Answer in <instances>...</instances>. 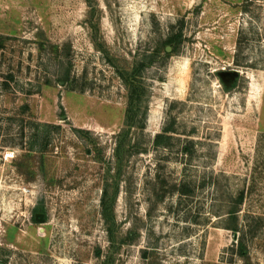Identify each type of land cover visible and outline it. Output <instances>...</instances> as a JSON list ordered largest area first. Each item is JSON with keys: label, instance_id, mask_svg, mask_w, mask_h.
Listing matches in <instances>:
<instances>
[{"label": "rangeland", "instance_id": "1", "mask_svg": "<svg viewBox=\"0 0 264 264\" xmlns=\"http://www.w3.org/2000/svg\"><path fill=\"white\" fill-rule=\"evenodd\" d=\"M0 35V264H244L241 191L264 264V0H0ZM145 52L147 127L119 159L118 69Z\"/></svg>", "mask_w": 264, "mask_h": 264}, {"label": "trees", "instance_id": "2", "mask_svg": "<svg viewBox=\"0 0 264 264\" xmlns=\"http://www.w3.org/2000/svg\"><path fill=\"white\" fill-rule=\"evenodd\" d=\"M3 38V35H0V38ZM182 41V31L179 30L178 32H175L174 34L170 35L167 39H165L163 42L160 43V46L158 48V52L160 50H163L168 55L171 54V51L167 49V46L172 47V51H175L178 47V45ZM3 42H0V46H2ZM155 54L152 52H145L143 56L140 58L141 62L136 60V68H133L132 71H126L127 69H118L119 75L124 79V82L126 83L127 89H128V104L126 109V122L123 130L118 134L117 137V145L115 147V153L118 156L119 159L123 158V148L130 144L128 141V134L132 129H137L141 133H143L147 127V111H148V105L147 102L144 101L143 97L146 93V89L143 87V83L141 82L140 75L141 70L146 67L145 65L149 64L151 62L152 57H154ZM111 60V59H110ZM113 62V61H112ZM174 128L172 126H168L164 128L163 133H158L155 136L154 143L157 146L163 145L167 146L168 141L172 138L170 132H172ZM135 147V145H132ZM126 151L128 152L131 148V146H128ZM133 148V147H132ZM143 151H147L146 148L142 149ZM140 144L139 142L136 143V152H140ZM126 152V153H127ZM20 164V163H19ZM173 190H177L183 194H189L192 189L189 185H184V187L181 185L174 186ZM103 210L104 214L108 215V212H113L114 208V201L109 202L108 199V190L105 189L103 194ZM233 205L227 212L226 221H229L228 228L233 229L236 232L240 233V236L238 237L237 243L233 245V249H236L237 253L241 256L244 264H254L251 260L247 244L244 239V228L240 226V216H239V208L240 205L244 202V191H241L239 195L233 200ZM131 234V231L128 233ZM138 236L136 235V238ZM129 243L127 239H123L121 241V244ZM149 252L145 251L144 256L148 257Z\"/></svg>", "mask_w": 264, "mask_h": 264}, {"label": "water", "instance_id": "3", "mask_svg": "<svg viewBox=\"0 0 264 264\" xmlns=\"http://www.w3.org/2000/svg\"><path fill=\"white\" fill-rule=\"evenodd\" d=\"M167 49L169 51H171L172 47L171 46H167ZM221 77L224 79V80H232V79H235V76L238 75V71H234V72H229V71H222L221 72Z\"/></svg>", "mask_w": 264, "mask_h": 264}, {"label": "flooded vegetation", "instance_id": "4", "mask_svg": "<svg viewBox=\"0 0 264 264\" xmlns=\"http://www.w3.org/2000/svg\"><path fill=\"white\" fill-rule=\"evenodd\" d=\"M36 218H38V217H37V214H35V219H36ZM36 220H37V219H36Z\"/></svg>", "mask_w": 264, "mask_h": 264}]
</instances>
